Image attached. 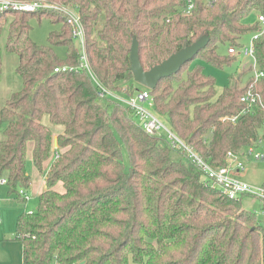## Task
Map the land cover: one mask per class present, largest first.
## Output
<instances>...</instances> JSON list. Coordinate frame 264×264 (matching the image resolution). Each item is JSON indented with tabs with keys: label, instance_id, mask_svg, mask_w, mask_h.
Instances as JSON below:
<instances>
[{
	"label": "trees",
	"instance_id": "trees-1",
	"mask_svg": "<svg viewBox=\"0 0 264 264\" xmlns=\"http://www.w3.org/2000/svg\"><path fill=\"white\" fill-rule=\"evenodd\" d=\"M22 1L77 11L93 71L126 96L138 90L118 87L132 75L134 40L149 71L207 37L208 45L177 74L146 88L154 113L215 168L261 137L264 78L257 81L244 68L219 94L215 79L191 63L202 58L231 66L237 57L221 56L219 48L241 47L244 36L259 34L254 46L264 73L257 20L264 0H191L188 12L187 0ZM34 17L63 25L50 34L48 48L30 38ZM59 46L67 49L63 60L53 50ZM3 49L19 57L22 87L0 108V180L20 198L32 183L29 159L46 177L37 210L17 221L23 264H264V229L242 199L206 185L201 170L165 135L147 134L130 107L102 99L86 72H55L80 62L62 13L0 15V81ZM250 90L257 99L252 107L241 102Z\"/></svg>",
	"mask_w": 264,
	"mask_h": 264
},
{
	"label": "built area",
	"instance_id": "built-area-1",
	"mask_svg": "<svg viewBox=\"0 0 264 264\" xmlns=\"http://www.w3.org/2000/svg\"><path fill=\"white\" fill-rule=\"evenodd\" d=\"M192 8L193 4L191 0H187L185 12L190 11ZM47 10L60 12L65 16L67 24L72 28L80 56L77 68L63 66L56 68V73L72 72L74 70L86 72L102 99L115 100L130 107L135 112L138 121L142 124L147 134L152 136L165 135L171 147L183 152L201 170L206 185H208V180L212 181L213 184L219 185L222 188V192H220L230 200L251 197L259 200L264 205V184L253 186L240 178L241 172H244L246 169L242 161L243 157L249 156L255 161L264 162V125L261 130V137L252 146L248 147L240 155L228 153L229 164L226 167L215 168L211 166L192 145L183 140L164 120L154 113V99L148 90H137L133 95L126 96L125 93H115L102 84L90 65L86 48L85 28L77 11L59 5H49L40 1L0 0V15L11 12L33 14ZM257 20L264 31V16H258ZM258 38L259 34H256L248 46L230 47L228 50L230 56L241 57L246 60L245 66L252 71L257 81L264 78V73L258 65L254 46V42ZM241 102L252 107L257 102V99L250 90L241 98ZM0 184H6V180H0ZM20 194L26 201L30 199L29 195L23 190L20 191ZM2 223L3 214L0 206V226Z\"/></svg>",
	"mask_w": 264,
	"mask_h": 264
},
{
	"label": "rangeland",
	"instance_id": "rangeland-1",
	"mask_svg": "<svg viewBox=\"0 0 264 264\" xmlns=\"http://www.w3.org/2000/svg\"><path fill=\"white\" fill-rule=\"evenodd\" d=\"M31 31L30 38L38 46L42 48L50 47L49 36L51 33H60L63 25L61 23L54 24L49 19L42 17H34L30 20ZM64 40H67V36H63ZM252 34H248L243 37L241 43L242 45L248 46L252 40ZM5 36L3 37L2 44H5ZM54 52L60 59H65L67 55V49L63 46L54 47ZM219 54L221 56H228V49L225 46L219 48ZM2 79L0 81V108L5 106L6 101L16 92L21 90L22 82L19 75L16 72V69L19 65V57L16 54H11L6 52L4 49L2 51ZM244 58H236V61L230 66L218 67L213 65L202 58H197L194 62L191 63V67L199 65L202 67L205 75L211 76L216 81V89L220 94L223 89L229 85L230 79L232 77L238 78V73L244 68L248 69ZM249 76V75H247ZM119 89L122 91H132L133 88L138 90H144L146 87L137 83L133 77L130 75L125 81L119 84ZM59 129V128H57ZM2 135L0 134V140ZM57 142V140L55 141ZM57 146V145H56ZM243 163L246 166L244 172H241L240 178L245 182L253 186H259L264 184V162H259L253 160L251 157L246 156L242 158ZM125 166L128 167V161L126 156H124ZM27 172L31 176L32 185L36 186L40 179H46L45 176H40L34 169L31 160L29 159L27 163ZM38 181V182H37ZM208 186L213 188L218 192H222V188L219 185L213 184L212 181L208 180ZM35 191V189L33 190ZM31 196V197H30ZM31 201L28 203V211H36L39 206V197L34 195L33 192L29 195ZM243 207L246 211L252 212L256 215L259 224L264 229V205L259 200H256L251 197H244L242 199ZM33 213V212H32ZM130 264H137L134 261H130Z\"/></svg>",
	"mask_w": 264,
	"mask_h": 264
},
{
	"label": "crops",
	"instance_id": "crops-1",
	"mask_svg": "<svg viewBox=\"0 0 264 264\" xmlns=\"http://www.w3.org/2000/svg\"><path fill=\"white\" fill-rule=\"evenodd\" d=\"M38 181H40L38 185L34 186L31 183L29 190L25 191L28 195L33 192L39 197L43 192L45 180ZM31 199L26 201L22 195L17 198L9 193L6 184H0V206L3 214V223L0 226V264H23V244L15 240V234L18 218L22 214L35 212L28 211L27 208Z\"/></svg>",
	"mask_w": 264,
	"mask_h": 264
},
{
	"label": "water",
	"instance_id": "water-1",
	"mask_svg": "<svg viewBox=\"0 0 264 264\" xmlns=\"http://www.w3.org/2000/svg\"><path fill=\"white\" fill-rule=\"evenodd\" d=\"M208 43L209 39L204 37L192 46H189L172 55L161 64L151 68L149 71H145L139 58L138 42L134 40L130 54L131 73L137 83L147 89L154 90L162 79L169 78L177 74L181 68L186 63L193 60L195 56L208 45ZM56 145L57 142H55V146ZM81 264H84V262Z\"/></svg>",
	"mask_w": 264,
	"mask_h": 264
}]
</instances>
